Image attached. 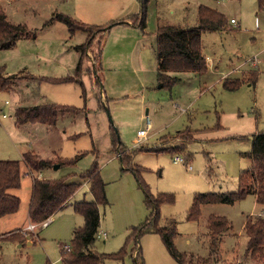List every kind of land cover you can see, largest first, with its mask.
Returning <instances> with one entry per match:
<instances>
[{
	"label": "rangeland",
	"instance_id": "374dc122",
	"mask_svg": "<svg viewBox=\"0 0 264 264\" xmlns=\"http://www.w3.org/2000/svg\"><path fill=\"white\" fill-rule=\"evenodd\" d=\"M10 2L11 5L0 0L12 23H25L35 33L36 45L40 47L38 51L47 47L51 53L59 50L62 47L59 46V38L62 37L64 48L68 51H72L74 45L87 42L90 32L78 31L71 35L70 29L63 23L46 24L53 14L67 15L91 26L110 27L116 22L104 32L92 31L91 47L83 61L84 72L87 70L92 81L98 80L101 90H104L103 78L106 75L98 73L97 67L100 66V47L104 49L108 46L106 33L113 29V33L124 34L122 29L126 26L121 23L126 22L124 18L135 17L138 22L142 14L141 0ZM201 5L223 13L229 21V30L204 32L203 52L208 67L205 74L185 73L180 76L183 80L174 87L161 88L157 79L156 53L151 48L156 41L157 29L163 24L196 26L198 7ZM231 19L237 24H232ZM145 22V30L137 28L145 45L141 65L139 60L137 71L123 69L108 74L114 89L121 94L110 100L107 107L96 108L98 100L96 96L92 99L87 84L86 100L80 86L69 83L57 85L62 88L69 85L66 103L78 102L72 106L86 109L90 125L86 116L80 115L81 118L72 123L67 119L71 115L68 114L58 120L59 134L50 133L51 129L41 125L17 127L13 103L16 95L27 98L24 94L27 87L16 84L11 90L0 91V160L22 161V155L27 151L55 149L59 157L51 159L53 167L47 169L49 179L66 178L67 182L82 183L71 200L72 204L94 200L89 183L81 179V174L97 164L106 184L108 199L106 205L99 206L101 221L98 230L108 234L107 237L97 235L94 250L99 254L119 252L130 233L151 218L152 210L146 205V192L140 184L141 180L155 196L163 193L174 195V203L160 206L159 225L163 227L170 219L174 220L167 231L175 228L173 242L178 251L208 257L206 226L210 215L217 214L226 217L232 228L214 251L212 262L239 264L248 243L244 232L246 218L264 210L253 195L233 204H206L202 206V214L197 221H188L187 214L195 195L199 193L239 191L242 171L252 166L247 154L252 151L254 138L264 132V12L258 13L257 0H148ZM35 39H30L33 50L36 49ZM75 47L73 50L77 51ZM18 64L14 62V65ZM11 66L10 63L8 70L12 69ZM8 70L5 69L6 75ZM22 78L18 75L14 82ZM225 78L244 79V82L237 90H227L223 86ZM85 79L87 81V77ZM42 87L44 93L41 94L47 98L49 88L52 91L55 89V86L45 82ZM72 90H76L77 94ZM58 98L59 95L54 100ZM60 102L64 104L65 100L60 99ZM4 114L7 116L4 117ZM187 129L192 131L191 142L173 138ZM70 130L78 136L68 138L71 133L69 136L62 134ZM141 130H146L147 135L140 139L138 132ZM114 133L122 147L127 149L129 164L137 169L138 176L122 165L112 144ZM168 147H179L182 152L175 155L160 152ZM81 153L85 155L76 164L55 169L62 157L72 159ZM175 156H181L184 161L174 162ZM22 172L20 189L10 191L20 197V208L0 220L1 237L3 233L10 235L9 239L0 242V264H64L62 250L65 245L71 248L74 230L84 226V217L76 213L73 206H66L55 213L48 225L35 226L34 233L39 238L35 237L29 245L26 234L34 229L24 227L35 225L29 219L32 175L25 164H22ZM11 234H15L14 238ZM133 247L135 244L131 242L124 260L108 258L104 264H179L160 234L146 233L140 238L139 247L142 250L138 260V249L132 251Z\"/></svg>",
	"mask_w": 264,
	"mask_h": 264
},
{
	"label": "trees",
	"instance_id": "16d2710c",
	"mask_svg": "<svg viewBox=\"0 0 264 264\" xmlns=\"http://www.w3.org/2000/svg\"><path fill=\"white\" fill-rule=\"evenodd\" d=\"M1 1H19V0H1ZM148 0H141L142 14L139 21L135 24L142 30L146 29L145 12ZM258 13L264 12V0H257ZM133 20L135 17H131ZM55 20L65 24L70 29V34L74 35L78 31L90 32L87 42L78 45L75 49L80 53V58L75 68L73 76L62 78H46L42 80L54 84L75 83L82 89V96L86 100V87L82 81L83 61L86 51L91 47L92 31L94 29L104 32L112 28L111 26H91L80 22L73 17L57 13L54 15ZM122 24L127 23L125 21ZM105 28V29H103ZM229 30V21L227 17L210 7H198V24L191 27H182L171 24L160 25L157 29V79L161 88H172L183 79L180 75L185 73L205 74L208 71L207 57L203 52L202 36L204 32H222ZM34 32L28 29L25 23H12L4 10V5L0 3V51L8 50L15 47L20 39H35ZM18 75L8 76L5 68H0V91L11 90L15 84ZM244 80V79H243ZM240 79H224V88L227 90H237L244 82ZM95 85L99 89L98 80ZM103 106V104H102ZM85 112V109H79L70 105L56 103H46L37 106L19 107L15 111V124L20 127L25 124H43L46 126H55L60 117L68 114L78 115ZM114 133L113 146L116 148L122 165L126 170L133 171L138 176L137 169L133 168L130 162V155L126 154V148L122 147ZM173 138L187 140L193 139L192 131L187 129L178 132ZM160 152H167L172 155L179 154L182 151L179 147H168ZM85 154L81 153L72 159H62L59 166H71L82 158ZM252 160V166L242 171L240 175V189L233 193L208 192L195 195L192 207L187 214L188 221H197L202 214V206L206 204L226 203L233 204L249 195H253L256 202L264 206V132L254 138L252 151L247 154ZM133 157V156H132ZM23 162V163H22ZM22 164H25L29 174H38L46 169L53 167L51 159H43L33 151H27L20 160H0V220L2 217L16 213L21 204L18 195L10 193L11 190L20 189L23 179ZM56 165V164H55ZM35 175L31 198L29 202V219L32 224L41 225L51 219L56 212L64 209L66 206H73L76 213L84 217L83 227L76 228L71 241L69 250H62L61 259L64 264H104L105 259L124 260L128 254V247L134 242L135 249H138V256L142 248L139 247V240L146 233L160 234L166 248L179 264H214L213 254L217 251L224 235L230 232L232 225L230 221L217 214L210 215L206 230L209 237V255L200 257L194 254H187L178 251L174 245L176 235L175 228L171 232L167 229L173 226L174 220L167 221V225L161 227L159 209L165 203H174L173 194H151L140 180L141 186L146 192V205L152 210L151 218L140 227H137L130 233L126 239L125 246L117 253L112 255L99 254L94 250V244L99 232L101 215L100 205L108 203L106 194V184L102 179L99 167L95 164L91 169L81 174V179L87 181L90 191L94 196L92 202H75L71 203L73 196L81 188L82 183L67 182L66 178L61 179H43ZM139 178V177H138ZM140 179V178H139ZM264 212V210H263ZM244 232L248 237L247 248L243 259L239 264H264V215H249L244 224ZM33 236V233H29ZM14 238L15 234H11ZM9 239V236L0 234V242ZM23 240V237L20 241ZM216 250V251H215ZM215 251V252H214ZM136 260V261H137Z\"/></svg>",
	"mask_w": 264,
	"mask_h": 264
},
{
	"label": "crops",
	"instance_id": "0c3cea01",
	"mask_svg": "<svg viewBox=\"0 0 264 264\" xmlns=\"http://www.w3.org/2000/svg\"><path fill=\"white\" fill-rule=\"evenodd\" d=\"M9 2L10 1H8V4L11 5L12 2L10 3ZM54 15L55 14H53V16L49 20L46 21V24H49V26L57 25V24L61 25L62 24L61 22H58L57 20L53 19ZM124 19L127 22V23L122 24L126 26L122 29L125 33L124 34L123 33H113L112 31L113 29H111L109 31V34L106 33L107 37L109 38L107 48L106 46L104 49L100 47V60H99L100 66L98 65L99 67H97V72L100 74L106 75L105 78H103L104 90H101L100 86H99V89H97L96 85L94 84L95 83L94 80L93 81L91 80V77L90 75H88L87 70L82 75L83 83L85 84V86L87 84L91 89L92 99H94L96 96V99L98 100L96 104L97 109L101 108L102 104H103V108L107 107L110 100L116 99L117 97H119L118 94H121L118 89H114L115 85L109 79L108 74H113L116 70H119V71L126 70L130 72L137 71L139 60H140V65H141V61H142L141 54L143 52V48L145 47V45L142 44V42L144 41L143 37L139 36L137 33L138 26L135 24V19L133 20L130 17H126ZM232 20L233 19H231V21ZM232 24H237V22L232 23ZM171 25H174V24H171ZM183 27H187V26H183ZM155 38H156V41L154 44L153 43L151 44L152 45L151 48L152 49L154 48L155 50L154 52L156 53V67H157V35H155ZM36 39L34 42V45L36 47L35 50H33L32 45H31L32 40L20 39L16 43L14 48L0 51V63H3L1 67H4L5 69L8 70L10 63L12 64L11 66L12 69L8 70L7 75L8 76L22 75V77H24L19 81L17 80L14 86L16 84L17 85L23 84V86L27 87L26 89L27 92L24 93L27 98L23 97L22 95H20V97L16 95V100L13 103L14 104L13 112H15L16 109L19 107H30V106L32 107V106H37V105L46 104V103H56V104L70 105V106L77 105L78 102H75L74 104L66 103L68 102L67 94L69 90L68 88L69 85H65L66 87L62 88L61 86H57L60 84H54V83H51L49 81L42 80V79L62 78V77H67V76H73L75 68L80 58V53L73 50L75 45L72 46V51H68V49L66 50V48H64V45L62 43L63 37L59 38L61 41L59 46H62L59 50H55L53 53H51L47 47L46 50L38 51V48L40 47L36 45ZM78 45H81V43ZM14 62L19 63V64L14 65ZM97 72L95 73L97 74ZM85 77H87V81ZM44 82L52 86H55L54 91H52L49 88L50 94L48 98L47 96L41 94V92H43L42 84ZM88 83L91 85H89ZM69 84H75V83H69ZM72 91L77 94L76 90H72ZM58 95H59L58 100H54L55 97ZM60 99L65 100L64 104L60 102ZM6 104H9V102H6ZM80 115L84 117L86 116V120L88 123L89 112L86 111V109H85V112H82L78 115H72V114L69 115L67 119H70L71 122L73 123L76 119L81 118ZM6 116L7 115L4 114V117ZM65 116L66 115L60 117L59 119L61 118L63 119L65 118ZM58 122L55 126H46L40 123H37L34 125L44 126L48 130L51 129L50 133L59 134L60 133L59 130H61V128L58 127ZM29 124L31 125V123H28L20 127H25L26 125H29ZM73 132L74 130H70V132L63 131L62 134L69 136V133H71L68 138H76L78 135L77 133L72 134ZM35 153H37L43 159H53L55 157H59L56 150L51 149V148H46L42 150L37 149ZM49 174H50L49 170L46 169L38 173L37 176H39L40 180H43V179L51 178V177H48ZM34 179H35V176L32 175L31 189L33 187ZM259 214L264 215V212L262 211ZM52 218L49 219V222L52 220ZM29 226H33L34 230L32 232L28 231L29 233L30 232L33 233V236H31L30 234H26L28 235L26 237H27L28 244L32 245V243L35 240L34 238L35 237L39 238V235L38 234L35 235L34 233L35 228H36L35 226H38V225L30 224ZM29 226L24 227V229L27 228V230H29L28 229ZM5 234L3 233V236H5ZM65 246H68V245H65Z\"/></svg>",
	"mask_w": 264,
	"mask_h": 264
},
{
	"label": "built area",
	"instance_id": "2783aa9c",
	"mask_svg": "<svg viewBox=\"0 0 264 264\" xmlns=\"http://www.w3.org/2000/svg\"><path fill=\"white\" fill-rule=\"evenodd\" d=\"M231 22L232 23H236V21L234 19ZM146 134H147V131L146 130H141V131L138 132V136L140 137V139L141 138H144L146 136ZM183 161H184V159L181 156H175V158H174V162H179L180 163V162H183ZM48 223H49V220H47L46 222H44L43 225L44 226L45 225H48ZM28 229L32 230L33 229V226H29ZM98 235L99 236L101 235L103 237H107V233H105V232H98ZM64 248L67 250L70 247L69 246H65Z\"/></svg>",
	"mask_w": 264,
	"mask_h": 264
},
{
	"label": "water",
	"instance_id": "95a60500",
	"mask_svg": "<svg viewBox=\"0 0 264 264\" xmlns=\"http://www.w3.org/2000/svg\"><path fill=\"white\" fill-rule=\"evenodd\" d=\"M60 166L59 165H57V167L55 168V169H58Z\"/></svg>",
	"mask_w": 264,
	"mask_h": 264
}]
</instances>
